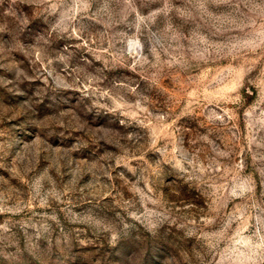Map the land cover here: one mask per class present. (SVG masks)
<instances>
[{"label": "rangeland", "instance_id": "374dc122", "mask_svg": "<svg viewBox=\"0 0 264 264\" xmlns=\"http://www.w3.org/2000/svg\"><path fill=\"white\" fill-rule=\"evenodd\" d=\"M0 264H264V0H0Z\"/></svg>", "mask_w": 264, "mask_h": 264}]
</instances>
